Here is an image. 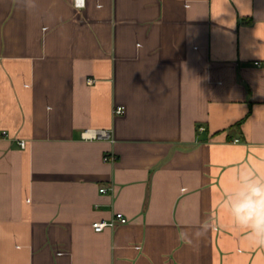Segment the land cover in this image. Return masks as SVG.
<instances>
[{"label":"crops","instance_id":"0c3cea01","mask_svg":"<svg viewBox=\"0 0 264 264\" xmlns=\"http://www.w3.org/2000/svg\"><path fill=\"white\" fill-rule=\"evenodd\" d=\"M26 2L0 0V264H264L224 206L264 175V0Z\"/></svg>","mask_w":264,"mask_h":264},{"label":"clouds","instance_id":"9594fccd","mask_svg":"<svg viewBox=\"0 0 264 264\" xmlns=\"http://www.w3.org/2000/svg\"><path fill=\"white\" fill-rule=\"evenodd\" d=\"M25 7L35 8V0H27ZM224 206L235 224L247 230L249 240L257 247H264V175L257 177L247 170L239 171ZM207 228L203 226L194 235L203 237ZM181 237L185 238V234L181 233ZM186 242L191 243V238H186Z\"/></svg>","mask_w":264,"mask_h":264},{"label":"built area","instance_id":"2783aa9c","mask_svg":"<svg viewBox=\"0 0 264 264\" xmlns=\"http://www.w3.org/2000/svg\"><path fill=\"white\" fill-rule=\"evenodd\" d=\"M88 82L92 81V78L87 79ZM124 110V106L114 105L112 108L113 114L121 113ZM82 137L84 138H99V137H107L108 131L106 129H95V128H86L82 132ZM237 140V139H234ZM20 146L24 147L25 141L23 139H19ZM105 160L113 161L115 159V155L113 154H105L104 155ZM104 187H100L99 191H104ZM127 221V217L120 211H115L111 217L108 219H96L91 222V227L94 231H101L105 227H114L117 223H125Z\"/></svg>","mask_w":264,"mask_h":264}]
</instances>
